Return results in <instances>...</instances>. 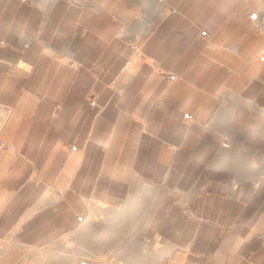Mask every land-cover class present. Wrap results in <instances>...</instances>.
I'll return each mask as SVG.
<instances>
[{
	"label": "crops",
	"instance_id": "obj_1",
	"mask_svg": "<svg viewBox=\"0 0 264 264\" xmlns=\"http://www.w3.org/2000/svg\"><path fill=\"white\" fill-rule=\"evenodd\" d=\"M260 26L240 0H0V264L94 202L151 220L132 264H264Z\"/></svg>",
	"mask_w": 264,
	"mask_h": 264
},
{
	"label": "rangeland",
	"instance_id": "obj_2",
	"mask_svg": "<svg viewBox=\"0 0 264 264\" xmlns=\"http://www.w3.org/2000/svg\"><path fill=\"white\" fill-rule=\"evenodd\" d=\"M240 2L246 15H256L264 27V0ZM263 27L259 31L263 32ZM70 66L75 65L70 62ZM185 119L192 120L190 115H185ZM89 208V215L73 233L53 236L36 247L20 245V251H14L20 255L17 264H132L133 259L144 260L150 250L158 248V237L148 233L152 230L148 225L151 220H138L137 225L132 221L129 225L123 221L118 224L104 204L94 202ZM182 213L193 216L186 204ZM14 243H17L15 238L0 240V257L11 253Z\"/></svg>",
	"mask_w": 264,
	"mask_h": 264
},
{
	"label": "built area",
	"instance_id": "obj_3",
	"mask_svg": "<svg viewBox=\"0 0 264 264\" xmlns=\"http://www.w3.org/2000/svg\"><path fill=\"white\" fill-rule=\"evenodd\" d=\"M90 264H94V263H90Z\"/></svg>",
	"mask_w": 264,
	"mask_h": 264
}]
</instances>
